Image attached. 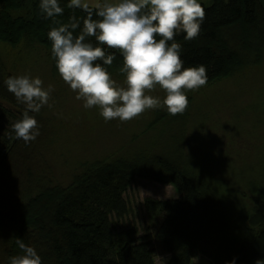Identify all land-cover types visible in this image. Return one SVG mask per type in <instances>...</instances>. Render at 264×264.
Returning a JSON list of instances; mask_svg holds the SVG:
<instances>
[{"label":"trees","instance_id":"16d2710c","mask_svg":"<svg viewBox=\"0 0 264 264\" xmlns=\"http://www.w3.org/2000/svg\"><path fill=\"white\" fill-rule=\"evenodd\" d=\"M39 2L0 0V42L42 50L59 81L47 36L56 25L41 13ZM67 2L59 0L64 13L56 19L84 16ZM200 3L206 15L199 35L188 41L180 33L175 42L184 67L207 68V84L186 93L183 114L150 110L145 128L136 134L141 141L77 161L66 181L58 180L47 155V123L39 125L35 140L14 138V115L21 118L25 106L7 90L4 81L12 75L0 60V264H10L19 253L17 239L33 247L42 264H158L151 249L136 241L139 229L130 220L137 217L168 254L163 264H189L197 256L212 264L264 259V162L251 166L252 157L230 162L228 147L213 142L208 107L196 103L215 85L264 64V0ZM101 47L115 55L111 66L104 65L112 78L124 81L120 52ZM66 115H72L67 105L56 100L49 122L59 123ZM173 170L178 195L145 197L136 213L124 196L134 178L167 184Z\"/></svg>","mask_w":264,"mask_h":264},{"label":"clouds","instance_id":"9594fccd","mask_svg":"<svg viewBox=\"0 0 264 264\" xmlns=\"http://www.w3.org/2000/svg\"><path fill=\"white\" fill-rule=\"evenodd\" d=\"M67 7L79 9L84 16L78 19L73 14L61 22L56 19L64 13L59 0L39 2L41 13L56 25L47 33L52 58L75 99L85 109L97 108L106 122H127L158 108H166L172 116L183 114L188 108L186 93L207 84V68L184 67L181 45L175 42L180 33L188 41L199 35L206 15L199 0H68ZM101 45L122 55L123 83L113 79L104 66H111L115 55H106ZM4 83L25 106L21 118L11 125L14 138L25 143L35 140L39 125L30 112L53 107L54 86H45L40 77L28 74L9 76ZM157 90L164 96L151 94ZM15 243L20 251L10 257V264H42L33 247L20 239ZM255 264H264V259Z\"/></svg>","mask_w":264,"mask_h":264},{"label":"rangeland","instance_id":"374dc122","mask_svg":"<svg viewBox=\"0 0 264 264\" xmlns=\"http://www.w3.org/2000/svg\"><path fill=\"white\" fill-rule=\"evenodd\" d=\"M200 2L208 4L210 0ZM0 60L3 68L12 76L28 74L40 77L45 86L49 84L54 86L50 101L53 107L44 106L33 116L38 125L48 124L46 133L43 134L48 138L47 155L56 170L58 180L66 181L71 165H76L77 161L101 157L109 151L121 150L142 140V138L137 140L136 134L145 128L150 118V110L127 122L115 119L106 122L97 108L85 109L63 80L57 81L52 77L51 66L42 50L23 49L21 45L12 46L0 42ZM116 81L123 83L122 80ZM151 94L164 96L160 90ZM56 100L59 103L64 101L72 115H66L59 123L51 125L49 116L51 109L52 113L54 112ZM198 101L202 107H208L212 116L210 125L213 142L218 146L228 147L226 149L228 152L225 153H228L230 162L238 164L251 157V166L264 162V64L230 78L225 84L215 85L206 96L197 98L196 103ZM14 117L20 118L19 114ZM178 181L175 170L172 182L167 184L136 177L124 196L135 207L137 213L145 197L177 196ZM145 192L150 195H146ZM130 221V224H136L139 229L136 241L145 243L151 249L156 263H165L168 254L160 249L151 233L152 228L149 229L145 220L142 221L139 217ZM127 223L128 220L125 224ZM189 264L212 263L204 256H197L192 258Z\"/></svg>","mask_w":264,"mask_h":264},{"label":"crops","instance_id":"0c3cea01","mask_svg":"<svg viewBox=\"0 0 264 264\" xmlns=\"http://www.w3.org/2000/svg\"><path fill=\"white\" fill-rule=\"evenodd\" d=\"M201 0H199V2H200Z\"/></svg>","mask_w":264,"mask_h":264}]
</instances>
